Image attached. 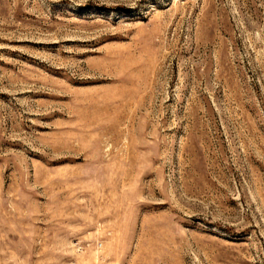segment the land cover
Segmentation results:
<instances>
[{
  "label": "rangeland",
  "instance_id": "374dc122",
  "mask_svg": "<svg viewBox=\"0 0 264 264\" xmlns=\"http://www.w3.org/2000/svg\"><path fill=\"white\" fill-rule=\"evenodd\" d=\"M0 264H264V0H0Z\"/></svg>",
  "mask_w": 264,
  "mask_h": 264
}]
</instances>
